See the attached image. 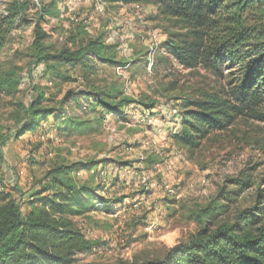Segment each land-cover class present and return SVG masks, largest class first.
<instances>
[{
  "label": "trees",
  "instance_id": "trees-1",
  "mask_svg": "<svg viewBox=\"0 0 264 264\" xmlns=\"http://www.w3.org/2000/svg\"><path fill=\"white\" fill-rule=\"evenodd\" d=\"M59 1L39 0L36 5L32 0H6L2 5L0 173L4 149L23 139L30 143L32 137L43 138L48 131L43 124L50 120L61 144L74 145L77 137L101 135L109 116L128 121L127 108L156 105L148 96L134 99L117 85L100 83L103 67H131L142 60L123 62L119 46L109 42L108 31L91 35L80 27L61 46L51 39L47 27L59 19ZM105 1L110 8L156 7L172 25L157 52L185 69L201 67L229 87L227 98L204 91L177 99L183 121L181 133L173 137L176 145L194 155L212 134L232 129L240 116L264 121V0ZM24 33L30 34L31 42L14 50ZM148 54L142 55L145 61ZM75 84H80L78 89L60 98L61 91H53ZM103 163L53 157L43 175L30 169L28 192L20 191L17 184L10 190L1 181L0 264H73L78 254L90 250L92 242L75 220L89 219L101 210L114 212L92 175ZM159 163L153 155L142 160L151 167ZM116 164L119 171L133 167ZM229 181L238 188L222 185L205 205L187 214L193 232L177 238L162 253L114 264H264V188L258 185L246 197V189L252 186L247 179Z\"/></svg>",
  "mask_w": 264,
  "mask_h": 264
},
{
  "label": "rangeland",
  "instance_id": "rangeland-1",
  "mask_svg": "<svg viewBox=\"0 0 264 264\" xmlns=\"http://www.w3.org/2000/svg\"><path fill=\"white\" fill-rule=\"evenodd\" d=\"M5 1L0 0V12ZM77 4L72 12L73 0L59 1V19L47 27L51 39L61 46L68 34L80 27L91 35L105 30L112 36H123L131 51L119 52L118 57L123 62L142 60L131 67H122L121 71L103 67L98 79L101 84L119 86L134 99L148 96L156 105L152 109L129 110L128 121L109 116L101 135L77 137L74 145L61 144L51 129L53 121L50 120L51 124L45 126L49 132L43 138L32 137L30 143L23 139L4 149L0 182H5L10 190L17 184L20 191L28 192L33 177L30 169L38 176L43 175L53 157L59 156L70 162L104 161L92 175L103 189L100 195L105 201L112 202L114 212L101 210L88 216L89 219L75 220L92 242V247L78 254L73 264H114L138 255L162 253L177 238L193 232L194 225L187 219L190 211L205 205L224 184L238 188L229 180L241 183L247 179L248 185L252 186L246 189V197L258 185L264 188V121L251 115L240 116L232 129L212 134L199 151L190 155L175 144V135H168L178 129L173 115L174 108L181 112V101L177 99L184 94L196 97L204 91L220 93L227 98L226 81L201 67L185 69L169 60L161 50L156 51L155 65L148 70V61L142 55H147L150 49V35L158 33L162 44L168 39L166 29L169 31L172 26L169 20L159 16L156 7L142 4L143 11L136 13L131 7L120 5L99 15L91 4ZM71 13L78 22L70 20ZM29 38L30 34L24 33L13 49L21 47L23 42L30 43ZM79 86L65 85L53 91L55 94L61 91L60 98L66 91L76 90ZM146 110L152 113L153 125L142 122V116L150 114ZM163 124L167 125L165 134L159 132ZM151 140L156 141V148L147 146ZM151 155L158 156L160 163L155 167L142 164L144 157ZM28 159L34 164H27ZM116 162L131 163L133 167L119 171ZM102 167L113 169L116 174L108 189L99 181ZM144 177L146 184L142 182Z\"/></svg>",
  "mask_w": 264,
  "mask_h": 264
},
{
  "label": "built area",
  "instance_id": "built-area-1",
  "mask_svg": "<svg viewBox=\"0 0 264 264\" xmlns=\"http://www.w3.org/2000/svg\"><path fill=\"white\" fill-rule=\"evenodd\" d=\"M36 5H39V0H32ZM73 3H75L74 7L72 8V12L73 10L75 9V7L78 5L77 3H83V4H91L95 10V12L99 15H104L106 14L109 9H110V6L109 4L105 1V0H73ZM124 7H131L136 13H140L143 11V5L142 4H132L130 6H124ZM73 13L70 14V20L71 21H74V22H78V19L75 17V15L71 16ZM74 14H76L74 12ZM132 37V35H130ZM115 40L120 43V45L115 42ZM150 49H149V54H148V70L151 71L155 65L154 63V56L156 54V51H157V48L158 46L161 44V39H160V35L158 33H152L150 35ZM109 42L112 43V44H117L119 46V52L120 53H123V52H130L131 49L128 48V41H126L124 39L123 36L119 35L118 37H115V36H112L110 35V38H109ZM122 69L121 68H118V71H121ZM132 109V106L127 108L125 113L126 114H129V110ZM138 110H144V108H139L137 109ZM148 113H150L147 117H144L142 116V122H145L147 123V125H153L154 123V119L153 117L151 116L152 113L149 112L148 110H146ZM173 115L175 116V125L178 127V129L173 133V134H170L168 133L169 136H173V135H179L182 131V115H181V112L180 110H178L177 108H174L173 109ZM48 124H51V122L49 123H45L44 124V128H46L45 126H47ZM147 146H149L150 148H156L157 147V143L156 141H150ZM116 175V174H115ZM114 173H113V169H107V170H104L103 167L101 168V171H100V175H99V181L102 182V184L105 186V189L109 188L110 184L109 182L111 181V178L112 176L114 177L115 176ZM79 176H81V174H79ZM143 184H146V179L145 177L143 178Z\"/></svg>",
  "mask_w": 264,
  "mask_h": 264
},
{
  "label": "crops",
  "instance_id": "crops-1",
  "mask_svg": "<svg viewBox=\"0 0 264 264\" xmlns=\"http://www.w3.org/2000/svg\"><path fill=\"white\" fill-rule=\"evenodd\" d=\"M130 114V113H129ZM167 125L166 124H163V127H162V129L160 128V130H159V132H163L164 134L166 133V131H167V127H166ZM81 178H84L85 179V177L83 176V174H81V176H80ZM113 177V176H112ZM115 177V176H114Z\"/></svg>",
  "mask_w": 264,
  "mask_h": 264
}]
</instances>
